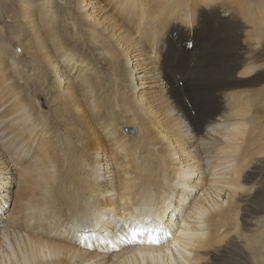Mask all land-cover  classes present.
<instances>
[{
  "label": "bare ground",
  "instance_id": "obj_1",
  "mask_svg": "<svg viewBox=\"0 0 264 264\" xmlns=\"http://www.w3.org/2000/svg\"><path fill=\"white\" fill-rule=\"evenodd\" d=\"M100 1L130 37L99 27L98 0H0V98L12 101L0 208L22 166L0 264H264V15L231 0Z\"/></svg>",
  "mask_w": 264,
  "mask_h": 264
},
{
  "label": "rangeland",
  "instance_id": "obj_2",
  "mask_svg": "<svg viewBox=\"0 0 264 264\" xmlns=\"http://www.w3.org/2000/svg\"><path fill=\"white\" fill-rule=\"evenodd\" d=\"M98 1H99V3H97V4L94 2L93 7L88 5L87 9H89L88 13H91L92 16H94L97 19V22L101 24L99 27L100 28H105L108 25L112 24L113 22H117L118 24H120V28H119V31L116 34L122 33L123 30H127V32H126L127 33V38L130 37L134 33V29H133V27H131V25L129 26L128 24H126V22H124V20L122 19V16L119 17L118 12H115L113 10V6H112L113 2L110 4V6H108V5H106V2L102 3V1H100V0H98ZM14 2L20 3V0H14ZM230 2L231 3L233 2L234 3L233 5H236V4H238V2H240V4H241L240 6L244 8L242 11L245 10V12H246L247 11L246 9L250 6L249 7L250 9L255 10V8H256V9H258V10H256L257 12H259V13L262 12L261 14L264 15V0H231ZM16 9H18V8H16ZM65 11H68V10L65 9ZM4 24H6V23L5 22L1 23L0 27L3 26ZM110 28H111V25H110ZM110 28H109V30H110ZM106 31L108 32V30H106ZM21 34L23 35V33H21ZM7 39L9 41L13 42L11 38H7ZM14 39H16V41H17V38H14ZM184 40L185 39H183V41L179 43L180 44L179 47H181L183 49V51L186 52V53L182 52V54L186 55L187 52H189L190 50L193 49V47H195L196 40L194 38H192L190 41H184ZM262 43H263V46H264V36H263ZM9 46H11V48H13L12 45L9 44ZM87 50H88V53L91 56V59H92L93 63H95L96 66L99 68V72L102 75L104 74L105 77L106 76L109 77L110 71L112 70V67L110 68L109 64H107V63L105 64L104 55L101 52L97 51V48L94 47V49H93L91 44H89V45L87 44ZM15 52L17 53V55L18 54L20 55V53H22L21 55L23 57L19 59V65H20V67H23V69L21 70V71H23V73L20 76V79H21L20 82L23 83V84L24 83L26 84L27 81H28L27 78H32L34 76L33 75V70L30 67L31 61L29 60L28 55L25 54L24 52H21V50L19 48H17ZM141 63H143V62L141 61ZM2 72L7 75V79H9V80H14V79L17 78V77H15L14 79H12V74L13 73H11L10 71H8L6 69H3ZM71 76L75 77L76 76L75 72H71ZM108 77H106V78H108ZM11 83L12 82H6L2 86L3 87L8 86ZM185 84H186V82H185ZM179 86L180 87L183 86V82L182 81L179 82ZM12 88H13V86H11L10 89H12ZM64 88H66V87H64ZM145 88L146 87L143 86V89H145ZM145 91H147V92H145V96L144 97L146 99H148V100L151 99L152 97L159 96V93H154V92H157L158 90H157V87H154L152 84H149V86L145 89ZM54 95H56L54 92H52L51 94L43 93V95L41 97V100H39V102L41 104V109L40 110L45 112L47 114V116H50V111L55 106V105L51 106L48 103ZM9 98H10V94L9 93H7V97L0 98V105H3L1 111H4V110H6V108L8 109L11 106L12 101H10ZM206 99H204L205 101L203 100V104L208 103V101L210 102L212 100V97H208ZM186 100L189 103H191V101L188 98H186ZM262 106H264V100H263ZM8 121L9 120H7L5 122H8ZM129 132H131V134ZM124 133L126 135H128V137H133L136 134L135 130L128 129V128L124 129ZM21 167L22 166H15V167L12 168L13 169L12 172H11L12 176L10 175L12 177L11 178L12 185L11 186H7V189H5V192H4L3 197H2L3 204H2V207L0 209L3 210V213H2V211L0 213L3 214L5 217L9 216V214L11 213V210L13 208V205H14V194H15V192L17 190V187H16V184H17V179H16L17 172L16 171H19L21 169ZM10 176H9V178H10ZM3 182L5 183V181H3ZM4 203H5V205H4ZM59 230H62V229L59 228Z\"/></svg>",
  "mask_w": 264,
  "mask_h": 264
}]
</instances>
